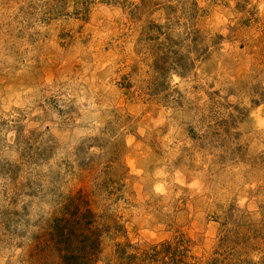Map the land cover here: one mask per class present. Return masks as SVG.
<instances>
[{"label":"rangeland","instance_id":"obj_1","mask_svg":"<svg viewBox=\"0 0 264 264\" xmlns=\"http://www.w3.org/2000/svg\"><path fill=\"white\" fill-rule=\"evenodd\" d=\"M0 264H264V0H0Z\"/></svg>","mask_w":264,"mask_h":264}]
</instances>
